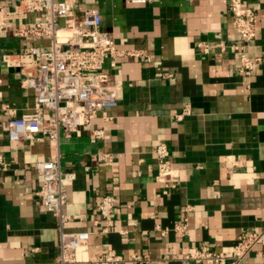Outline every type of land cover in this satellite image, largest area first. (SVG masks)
I'll list each match as a JSON object with an SVG mask.
<instances>
[{
    "label": "crops",
    "instance_id": "0c3cea01",
    "mask_svg": "<svg viewBox=\"0 0 264 264\" xmlns=\"http://www.w3.org/2000/svg\"><path fill=\"white\" fill-rule=\"evenodd\" d=\"M18 2L0 0V5L9 11ZM76 2V19L96 9L100 30L116 48L142 55L105 61L108 83L121 85L122 98L70 137L10 141L8 114L0 115L6 163L0 171V264H51L58 254V220L35 194L41 180L34 169L55 152L61 170L75 173L63 209L72 217L65 230L90 233L78 259L112 249L123 256L147 255V264H196L181 258L201 246L230 251L241 233L264 231V0L244 2L255 13L250 76L237 69L232 45L240 39L228 0ZM11 23L0 28V104L21 116L32 110L35 96L22 87V75L3 63V55L46 46L48 40L15 36L12 27L23 22ZM94 129L102 130L103 138L92 139ZM160 143L180 170L175 189L155 181L154 150ZM100 153L111 154L112 164L99 160ZM106 194L116 200L114 229L101 234L94 208ZM184 224L181 234L176 227ZM245 264H264V235Z\"/></svg>",
    "mask_w": 264,
    "mask_h": 264
},
{
    "label": "built area",
    "instance_id": "2783aa9c",
    "mask_svg": "<svg viewBox=\"0 0 264 264\" xmlns=\"http://www.w3.org/2000/svg\"><path fill=\"white\" fill-rule=\"evenodd\" d=\"M245 0H228L227 9L232 16V28L240 43L233 44L238 60V72L250 76L254 62L249 45L256 35L255 13L244 5ZM76 0H19L12 10L0 5V28L12 26V20H22L12 27L15 36L44 38L46 46L29 45L17 54H4L3 63L22 75L23 88L33 90L35 102L30 112L15 116L14 111L0 104V115L8 114L6 133L10 141L49 139L58 142L60 135L70 137L88 125L97 114L115 107L122 98L119 83H108L104 63L108 58L141 56L139 50H119L114 40L100 30L101 18L96 9L85 10L79 19L74 16ZM31 14H38L33 21L25 22ZM206 50V46L199 44ZM115 65L114 62L111 63ZM178 114L181 120L184 114ZM92 139L103 138V131L91 130ZM157 161L155 181L165 188L175 189L180 182V170L176 168L164 143L154 150ZM97 158L107 165L113 162L112 155L100 153ZM34 169L41 183L35 191L44 210L58 220V254L51 264H121L142 262L147 264V255L123 256L112 249L78 259L76 252L88 244L87 231L70 232L65 227L72 218L64 214L68 202V188L75 179L74 172H63L60 155L55 152L48 159L35 162ZM85 171L89 167L85 166ZM6 163L0 154V171ZM115 196L106 194L94 208L101 234L113 232ZM189 207L183 209L189 211ZM75 216L74 218H81ZM186 219V218H185ZM187 224L176 229L184 234ZM264 231H246L237 237L230 251H216L205 246L195 248L182 256V260L196 264H245L247 255L260 243ZM107 246V245H105Z\"/></svg>",
    "mask_w": 264,
    "mask_h": 264
}]
</instances>
